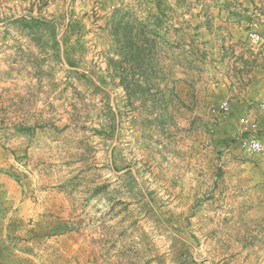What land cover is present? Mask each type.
I'll list each match as a JSON object with an SVG mask.
<instances>
[{
    "label": "rangeland",
    "instance_id": "374dc122",
    "mask_svg": "<svg viewBox=\"0 0 264 264\" xmlns=\"http://www.w3.org/2000/svg\"><path fill=\"white\" fill-rule=\"evenodd\" d=\"M178 3L0 0L1 199L21 264H264L260 160L239 144L259 130L217 109L215 46Z\"/></svg>",
    "mask_w": 264,
    "mask_h": 264
},
{
    "label": "crops",
    "instance_id": "0c3cea01",
    "mask_svg": "<svg viewBox=\"0 0 264 264\" xmlns=\"http://www.w3.org/2000/svg\"><path fill=\"white\" fill-rule=\"evenodd\" d=\"M189 1L195 2L179 0L178 13L189 15L187 25L193 28L199 41L215 46L207 61L218 69L216 78L221 79L224 99H228L233 108L253 113L259 130L257 137L264 142V110L259 106L264 99V0H198L191 8L188 7ZM250 29L262 36L261 43L254 45L247 39L246 33ZM220 71L223 72L222 78H219ZM4 197L5 187L0 183V199ZM7 205L1 199L0 246L5 245L8 253L12 251L9 264H21L16 260L21 258L16 254L20 251L10 247L7 240L8 235L19 233L13 231V227L7 231L8 216L11 214ZM24 218L23 212L18 213L13 221L18 223Z\"/></svg>",
    "mask_w": 264,
    "mask_h": 264
},
{
    "label": "built area",
    "instance_id": "2783aa9c",
    "mask_svg": "<svg viewBox=\"0 0 264 264\" xmlns=\"http://www.w3.org/2000/svg\"><path fill=\"white\" fill-rule=\"evenodd\" d=\"M247 39L254 45L261 43L262 36L255 30H248L246 33ZM260 108L264 110V99L259 104ZM229 108V100L223 99L218 105V110L226 111ZM244 125L248 126L250 130H256L257 122L249 117H245L242 119ZM240 147L250 153L257 154L260 160V168H261V182L264 185V143L253 135H245L239 138Z\"/></svg>",
    "mask_w": 264,
    "mask_h": 264
}]
</instances>
